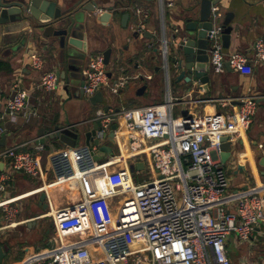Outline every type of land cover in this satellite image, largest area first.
<instances>
[{"label": "built area", "instance_id": "obj_1", "mask_svg": "<svg viewBox=\"0 0 264 264\" xmlns=\"http://www.w3.org/2000/svg\"><path fill=\"white\" fill-rule=\"evenodd\" d=\"M159 1L163 8L173 6L171 1ZM137 13L141 14V10ZM213 13L219 17L214 7ZM221 30L218 23L210 34L215 72L219 73L228 61L232 69L248 75L253 71L252 61L264 63L263 38L255 41L254 56L250 58L239 51L226 53ZM162 52L166 62V40ZM29 65L41 70L42 55L32 53ZM82 76L87 97L108 85L105 55H94ZM58 85L56 72L41 75L39 86L43 90L52 92ZM123 85V79L115 81L114 90ZM14 89L0 121H14L19 113H37L30 105V91L20 83H15ZM259 98L250 94L241 98L239 104L234 103L238 98H217L222 106L233 109L206 118L190 114L176 119L171 98L163 103L122 107L100 114L97 120L104 132L110 130L115 119L123 125L121 130L117 126L115 141L120 147L125 141L127 159H149L151 178L136 182L126 163L103 176L104 187L86 191L73 204L53 209L48 198V210L41 215L50 217L52 222L48 245L14 264H232L227 250L230 236L249 241L258 225L264 223V181L258 187L232 188L222 160V138L227 136L232 148L243 138L253 123ZM5 130L0 126V134ZM68 154L76 167L75 149L69 148ZM2 157L8 159L9 168H0L1 194L9 190L14 172L45 178L40 157L31 151L11 146L0 152ZM116 162L114 157L89 170H104ZM17 197L0 199L6 222L0 231L17 225L22 199ZM113 198H117L116 206L111 202Z\"/></svg>", "mask_w": 264, "mask_h": 264}, {"label": "crops", "instance_id": "obj_2", "mask_svg": "<svg viewBox=\"0 0 264 264\" xmlns=\"http://www.w3.org/2000/svg\"><path fill=\"white\" fill-rule=\"evenodd\" d=\"M51 1L57 2V7L66 9L80 0ZM168 1L173 2V6L163 8L159 0H96L101 11L85 12L84 30L87 49L85 56L81 58L82 70L88 67L94 55L104 54L106 50L111 49L107 64L109 84L99 90L102 93V101L92 102L90 97L82 94V91L78 92L69 87L65 79H60L57 89L52 92L40 88L39 83L43 73L60 70L64 74L67 70L66 64L62 65L59 48L53 44L52 39L49 40L48 46H44L42 44L44 40H38L30 34L22 49L9 56L2 52L7 49V46H1L0 114L7 100L15 93V83H20L30 91V105L37 113L29 116L19 113L14 121H0V126L6 129L5 133L0 134V152L11 146H19L20 150L33 152L40 157L45 178L38 177V180L34 181L38 185L34 186H31L33 182L22 180L18 188L10 189L4 194L0 193V199L2 196L8 198V195H12L17 189H26L16 198H22L21 200L32 195H40L44 191L47 193V204L49 198L53 209H56L81 200L86 191L96 186L104 187L103 176L124 167L126 163L130 166L136 163L135 159H127L125 141L121 147L115 141L119 151L95 161L90 158L82 140L74 148L78 156L76 168L68 154V149L71 147L65 146L59 139L50 138L55 127H71L80 122H86L83 125L86 131L91 129L94 120L105 112L107 105L110 106L108 111H111L116 107L132 108L163 103L168 98L174 102L173 116L179 119L190 114L206 118L213 114H224L233 109L232 106H222L215 100L217 98L234 97L240 101L241 98L250 94L259 95L256 114L250 129L235 144L231 156L226 162L223 161V164L227 172L228 170L233 172L229 177L234 178L236 185L240 188L258 187L263 183L264 166L260 164V161L264 155V63L252 61L253 71L248 75L227 66H224L219 73L213 70L206 90L202 88L199 79L195 78L192 82H187L185 79L177 80V70L170 69L164 60L163 44L166 40L168 55L171 54L170 43L173 41L174 34L185 32L187 19L189 17L195 19L193 13H198L200 3L199 0H166ZM110 6L114 7L111 11L112 17L109 20L100 21L98 16ZM138 9L141 10V14L137 13ZM214 9L219 14L218 20L222 23L228 21V25L233 27L228 47H224L221 36L225 52L239 51L253 58L255 41L258 38L264 39V0H218ZM125 13H130L126 27L122 24ZM0 40H2L1 36ZM32 53L42 55L44 66L41 70L30 67L29 57ZM119 79L124 80V85L115 91L113 84ZM234 103L239 104V102ZM122 127V124H118L120 130ZM40 129L44 131L42 137L46 138L43 144L39 142ZM260 144H263V148ZM40 146L42 148L38 149ZM95 151H97L96 148ZM114 157L118 159L116 164L104 170H89ZM142 161L144 170L140 171H147L148 167L151 178L149 159ZM0 165L1 169H8V159L0 158ZM140 171L133 172L136 182H142L136 176ZM20 174L26 176L23 172H14L12 178ZM116 199H111L114 206H116ZM38 205L43 208V204H40V196ZM230 207L233 209L235 204L232 203ZM46 209L48 210V207ZM23 210L21 206L17 225L0 231V243L5 250V256L0 264L7 262L9 254L16 248L14 242L19 240L28 243L21 248L25 255L9 264L22 261L35 250L34 246H30L32 244L29 243L27 234L19 231L22 228L25 232L26 228H37L39 226L37 220L42 218V213L35 215L30 213L23 216ZM30 221L34 223H29ZM3 225H5V219L0 209V227ZM17 232L19 234H15ZM52 233L48 237L43 236L44 247L48 245ZM230 239L227 250L232 264L237 263V260L239 264H245L247 251L243 252V248H252L258 244L257 242L260 244V241L264 240V223L258 225L249 241L237 240V249L233 252L229 249ZM257 264H264L263 254L258 256Z\"/></svg>", "mask_w": 264, "mask_h": 264}, {"label": "water", "instance_id": "obj_3", "mask_svg": "<svg viewBox=\"0 0 264 264\" xmlns=\"http://www.w3.org/2000/svg\"><path fill=\"white\" fill-rule=\"evenodd\" d=\"M200 7L198 13H193L195 19L189 17L184 28V33L176 32L173 41L170 43V52L167 56V64L171 69L177 70V80L185 79L192 82L195 78L199 79L203 89H208L210 73L213 71L210 50L212 39L210 34L215 26L222 24L221 36L224 47L230 44L233 27L228 25V21L222 23L213 13V7L218 0H199ZM96 0H88L75 3L74 5L61 9L57 7V2L51 0H0V52L1 46H7L4 55L16 54L25 44L28 35H32L38 40H44L42 44L48 46L49 40H53L59 48L60 59L63 66H67L66 73L56 71L58 80L65 79L68 86L73 88L75 85L81 87L83 91L81 58L85 56L87 49L85 43V12L101 11ZM114 7H107L98 16L100 21L109 20ZM130 13H125L122 17V24L127 26ZM158 50V48H156ZM111 49L104 52L106 63H109ZM225 66L230 67L227 61ZM169 68H167L169 70ZM78 82V83H77ZM77 83V84H76ZM102 93L97 92L90 97L92 102L102 101ZM240 102V101H236ZM110 106L105 107L108 111ZM119 111L120 107H116ZM86 122H80L71 127L56 126L51 133L50 138L59 139L65 146L75 148L83 140L85 149L88 151L91 159L99 161L107 155L113 153L115 143V130L118 126L113 120L109 131H102L101 121L94 120L93 126L89 130H84L83 125ZM40 143H44L46 138L43 129H40ZM222 160L226 162L232 154V144L227 136L222 138ZM95 148L97 151H95ZM264 166V155L260 161ZM242 168L241 166H239ZM0 168L1 165H0ZM132 172L144 170V162L138 161L131 165ZM264 173V172H263ZM248 187H244L247 189ZM47 193H40V204L46 209ZM29 223H34L30 221ZM5 256V250L0 243V263ZM34 264V263H31Z\"/></svg>", "mask_w": 264, "mask_h": 264}, {"label": "rangeland", "instance_id": "obj_4", "mask_svg": "<svg viewBox=\"0 0 264 264\" xmlns=\"http://www.w3.org/2000/svg\"><path fill=\"white\" fill-rule=\"evenodd\" d=\"M78 83V82H77ZM76 83V84H77ZM75 85L73 87L74 90H78V92L82 91V89ZM176 115H180L179 113H176ZM115 121L117 123H119V120L115 119ZM113 153L114 152H118V146L114 143L113 145ZM143 159L146 161V158L143 157ZM149 168L147 167V171H140L136 176H138L140 178L139 181H143V180H147L150 178V173L148 172ZM232 171L231 170H228V176H231L232 175ZM26 176H23V175H19V176H14L11 181H10V184H9V191L10 189H16L19 187V182H21L22 180H25V182H33L31 184V186H34V185H38V183H34V181L38 180V177H33L27 173H24ZM23 178V179H22ZM231 178V182H232V188L233 189H240V187L238 185H236V181L234 180V178L230 177ZM21 179V180H20ZM38 188V187H36ZM19 190V191H17ZM17 190H14V192L12 193V195H15V196H18L19 193L23 190H26V189H17ZM8 191V192H9ZM12 195H8L9 197ZM39 194L37 195H32V196H29L23 200H21V202H19L22 206V208L24 209L23 210V216L25 215H28V214H39V213H42V214H45L47 211V209H44L42 208L41 206L38 205V198H39ZM41 214V215H42ZM39 221L38 222V227L35 228V229H28L26 228V232H25V229L22 228L21 231H19L20 233L22 234H27V237L29 239V243L32 244L30 246H34V249L37 250L39 247L40 248H44V242H43V236H50V234L53 232V228H52V222H51V218L50 217H42L41 219L37 220ZM6 223V222H5ZM41 230V233L39 234ZM19 232L15 233V234H19ZM230 243H229V249L231 252L235 251L237 249V245L238 243L236 242L237 239L235 237L234 234H232L230 236ZM258 244L252 248H243V252L244 251H247V254H246V263L245 264H257V261H258V256L260 255H264V240L260 241V244L259 242H257ZM15 244V249L14 251H12L8 258L6 259V263L5 264H9L11 262H13L15 259L19 258V257H23L25 255V252L23 250H21V248H23L24 245H28V243H23L22 240H19L18 242H14ZM46 245V243H45ZM256 250V251H255ZM255 251V253H254ZM234 264H239L238 260H237V263H234Z\"/></svg>", "mask_w": 264, "mask_h": 264}]
</instances>
